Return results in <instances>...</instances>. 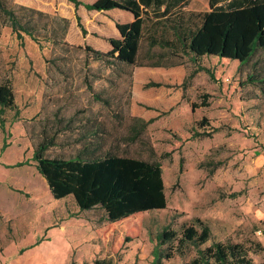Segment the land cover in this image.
<instances>
[{"label": "rangeland", "instance_id": "1", "mask_svg": "<svg viewBox=\"0 0 264 264\" xmlns=\"http://www.w3.org/2000/svg\"><path fill=\"white\" fill-rule=\"evenodd\" d=\"M22 1L28 5L5 3L25 4L77 23L69 0ZM185 8L211 9L209 0H189ZM101 16L86 9L82 24L91 28ZM2 21L0 15V84H12L16 108L0 114V264H96L97 258L151 264L157 235L168 226L181 229L195 217L211 227L212 241L244 242L252 248L253 264H264V249L256 246L260 242L264 248V93L246 83L264 51L244 65L217 56H185L181 66L154 73L122 64L109 67L88 60L83 49L53 42L41 48L28 36L18 39ZM150 50L144 41L139 62L182 60L168 48ZM205 94L207 106L201 105ZM102 97L111 105H104ZM74 115L105 121L120 154L162 164L165 210L107 222L100 207L84 211L71 196L53 197L33 151L45 130L50 135L56 131L59 116ZM132 115L153 119L136 142L125 140ZM203 118L209 121L200 127ZM77 135L70 129L59 132L47 155L72 157ZM19 161L27 164L13 166ZM194 256L191 247L185 256L162 264H190Z\"/></svg>", "mask_w": 264, "mask_h": 264}, {"label": "trees", "instance_id": "2", "mask_svg": "<svg viewBox=\"0 0 264 264\" xmlns=\"http://www.w3.org/2000/svg\"><path fill=\"white\" fill-rule=\"evenodd\" d=\"M5 1L0 0L2 22L12 29L18 39L28 36L41 48L53 42L65 48L83 49L88 60L100 61L109 67L122 64L169 68L183 64L182 58L185 56H192L194 60L217 56L244 65L264 51V0H209L211 9L205 12L186 11L189 0H96L92 4L83 0H69L74 4L75 11L84 5L89 11L122 8L133 13L132 22H117L116 27L122 38H109L107 41L112 48L107 52L88 43H70L67 40L70 18L20 3L10 7ZM76 18L78 27L86 35L87 30L77 12ZM144 41L151 50L155 47L168 48L173 56L182 60L170 64L162 61L139 62ZM159 55L165 57L166 53ZM199 68L209 71L204 67ZM246 83L259 86L264 93L263 57L254 61ZM92 88L90 84L89 89ZM202 97L201 105L207 106L205 98L208 95ZM101 100L104 105H111L109 99L102 97ZM15 102L12 84L7 81L0 84V114L15 109ZM197 105L194 104L195 107ZM130 119V136L125 140L136 142L153 119L135 115ZM208 121L203 118L199 126L204 127ZM55 123L56 131L50 135L45 130L43 140L33 151L37 171L48 182L54 198L71 196L84 211L100 207L105 212L104 219L107 222H118L131 215L167 208L163 167L158 160L120 154L117 139L110 138L112 134L108 131L107 123L98 116L81 119L75 115L68 119L59 116ZM68 129L78 134L74 139L78 145L77 151L70 158L48 156L50 147L57 145L59 132ZM25 164L26 161H19L13 166ZM212 237L211 227L201 218H193L189 224H183L181 229L168 226L157 235L158 243L153 251L154 264H162L163 260H170L176 255L183 257L191 247L196 249V256L190 264H253L249 256L252 248L244 242L212 241ZM40 243L41 239L33 245ZM256 246L257 249H264L260 242ZM95 262L113 264L106 258H97Z\"/></svg>", "mask_w": 264, "mask_h": 264}, {"label": "crops", "instance_id": "3", "mask_svg": "<svg viewBox=\"0 0 264 264\" xmlns=\"http://www.w3.org/2000/svg\"><path fill=\"white\" fill-rule=\"evenodd\" d=\"M18 1H20L21 3H25L22 0H18ZM83 1L86 3L92 4L96 0H83ZM82 6L84 5H81L76 11L78 15L81 17V21L83 17V12H86V9H87V8L82 9L81 8ZM93 11H96V10H93ZM96 12L101 13L102 16L97 19V23L92 25L91 28L84 26L85 29L87 30L86 35H84L81 29L80 30L78 29V20L76 24L72 20L70 23L67 40L72 41L73 44H76V45H83L85 43H88V45H90V43H92L90 41L92 40L93 42H96V44H98L97 46L99 49L104 50V52H107L112 48L110 43L107 41L109 38H120V37L122 38L120 31L116 27L117 22H121V24L130 23L134 20V15L130 11L123 10L122 8H112L110 10H106V11L102 10V11H96ZM178 66H181V65L172 66L169 68L168 67L152 68V67H147V66L140 67V68L150 69L152 72L155 73V71L157 70H167V69L170 70ZM161 73L165 74L166 72H161ZM31 246H34V245H31ZM151 264H154V255H153V260Z\"/></svg>", "mask_w": 264, "mask_h": 264}]
</instances>
